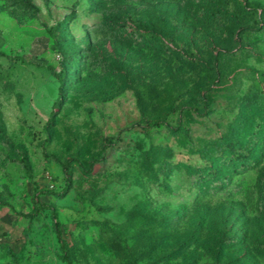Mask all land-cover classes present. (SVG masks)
I'll list each match as a JSON object with an SVG mask.
<instances>
[{"label": "rangeland", "instance_id": "rangeland-1", "mask_svg": "<svg viewBox=\"0 0 264 264\" xmlns=\"http://www.w3.org/2000/svg\"><path fill=\"white\" fill-rule=\"evenodd\" d=\"M1 52L0 264H67L42 204L73 264H264V0H0Z\"/></svg>", "mask_w": 264, "mask_h": 264}, {"label": "trees", "instance_id": "trees-1", "mask_svg": "<svg viewBox=\"0 0 264 264\" xmlns=\"http://www.w3.org/2000/svg\"><path fill=\"white\" fill-rule=\"evenodd\" d=\"M0 54H3V53L1 52ZM61 81L63 82V78H61ZM58 102H59V100L57 99L55 101V103H54V106H56L58 104ZM42 193L43 194H49V193H51V191L45 190V191H42ZM42 207L44 209L49 210L52 213V216L54 218V228H55L56 235H57V237L59 238V241H60V246H61V250H62V253H63V259L65 260V262L67 264H73L71 256H70V251H69L68 247L66 246V244L64 243V241L62 239L61 223H60V220H59V215H58V211H57L56 207L53 206V205H50V204H42Z\"/></svg>", "mask_w": 264, "mask_h": 264}]
</instances>
